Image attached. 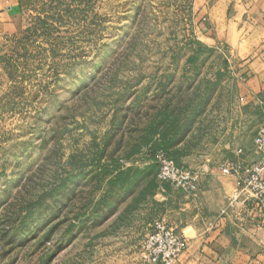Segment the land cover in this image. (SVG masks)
<instances>
[{
	"label": "rangeland",
	"instance_id": "obj_1",
	"mask_svg": "<svg viewBox=\"0 0 264 264\" xmlns=\"http://www.w3.org/2000/svg\"><path fill=\"white\" fill-rule=\"evenodd\" d=\"M215 2L22 0L0 46V264H143L120 224L156 149L239 76Z\"/></svg>",
	"mask_w": 264,
	"mask_h": 264
},
{
	"label": "crops",
	"instance_id": "obj_2",
	"mask_svg": "<svg viewBox=\"0 0 264 264\" xmlns=\"http://www.w3.org/2000/svg\"><path fill=\"white\" fill-rule=\"evenodd\" d=\"M21 8L22 0H0V46L19 30ZM212 9L223 19L218 39L227 42L232 73L239 76L221 77L231 88L194 92L207 98L199 120L186 129L182 121L176 127L182 135L173 133L167 141L177 163L199 170L202 189L187 195L156 179L152 195L123 219L119 236L138 243L156 220L165 219L189 238L176 264H264V207L251 200L246 209L219 214L238 184L222 167L259 157L254 140L264 122V0H216Z\"/></svg>",
	"mask_w": 264,
	"mask_h": 264
},
{
	"label": "built area",
	"instance_id": "obj_3",
	"mask_svg": "<svg viewBox=\"0 0 264 264\" xmlns=\"http://www.w3.org/2000/svg\"><path fill=\"white\" fill-rule=\"evenodd\" d=\"M254 145L259 152L257 159L246 164L230 160L222 167L224 173L237 177L238 184L220 215L232 208L246 209L251 200L264 207V122L257 131ZM153 159L158 166L160 181L187 195L199 194L202 187L198 171L177 163L164 148L157 149ZM188 246L189 238L182 231L170 226L165 219H158L140 240L138 254L143 264H176Z\"/></svg>",
	"mask_w": 264,
	"mask_h": 264
},
{
	"label": "trees",
	"instance_id": "obj_4",
	"mask_svg": "<svg viewBox=\"0 0 264 264\" xmlns=\"http://www.w3.org/2000/svg\"><path fill=\"white\" fill-rule=\"evenodd\" d=\"M159 148H164V149L167 150V148H166V147H163V146H162V147H159ZM159 148H157V149H159ZM157 149H156V150H157ZM153 157H154V156H153ZM153 157H152V158H153ZM154 163H155V165H156V167H157V169H158L157 163H156L155 161H154Z\"/></svg>",
	"mask_w": 264,
	"mask_h": 264
}]
</instances>
